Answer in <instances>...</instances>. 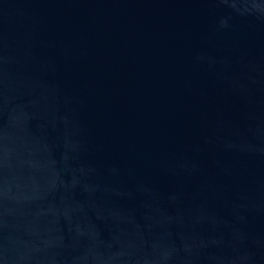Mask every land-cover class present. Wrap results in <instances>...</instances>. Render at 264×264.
Wrapping results in <instances>:
<instances>
[{
    "label": "water",
    "instance_id": "water-1",
    "mask_svg": "<svg viewBox=\"0 0 264 264\" xmlns=\"http://www.w3.org/2000/svg\"><path fill=\"white\" fill-rule=\"evenodd\" d=\"M0 264H264V0H0Z\"/></svg>",
    "mask_w": 264,
    "mask_h": 264
}]
</instances>
